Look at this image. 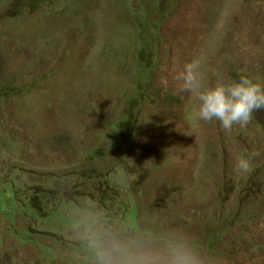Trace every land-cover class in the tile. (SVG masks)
<instances>
[{
  "label": "rangeland",
  "instance_id": "rangeland-1",
  "mask_svg": "<svg viewBox=\"0 0 264 264\" xmlns=\"http://www.w3.org/2000/svg\"><path fill=\"white\" fill-rule=\"evenodd\" d=\"M40 1L0 0V264H96V224L264 264V111L226 131L175 79L264 86V0Z\"/></svg>",
  "mask_w": 264,
  "mask_h": 264
},
{
  "label": "clouds",
  "instance_id": "clouds-1",
  "mask_svg": "<svg viewBox=\"0 0 264 264\" xmlns=\"http://www.w3.org/2000/svg\"><path fill=\"white\" fill-rule=\"evenodd\" d=\"M213 75L216 82L205 87L200 61H188L175 77L177 89L198 100L196 116L199 120L219 121L226 131L233 126L247 128L254 113L264 111V86L245 75H241L238 81L225 82L219 69H214ZM162 82L167 84L166 79ZM259 155L258 150L245 149L236 157L234 171L237 174L251 172L252 161ZM83 240L94 253L96 264H202L201 259L184 244L156 248L141 238L124 235L103 224L89 225Z\"/></svg>",
  "mask_w": 264,
  "mask_h": 264
},
{
  "label": "trees",
  "instance_id": "trees-1",
  "mask_svg": "<svg viewBox=\"0 0 264 264\" xmlns=\"http://www.w3.org/2000/svg\"><path fill=\"white\" fill-rule=\"evenodd\" d=\"M35 3L36 2H39L40 0H33ZM41 2V1H40ZM142 33V32H141ZM144 33H142V35H143ZM144 48H140V50H139V52H138V61H139V65H140V68H139V70H140V72H142V70H146V68H147V64L145 63L146 61L145 60H143V58L145 57L146 58V56H145V51L143 50ZM143 75V74H142ZM141 75V77H143ZM131 103V107H128V112H127V114H126V116H125V118H124V120H122V121H118V124H117V127L118 128H122L123 126H130L131 125V123L134 121V120H136V113L134 112V107H133V105H135V102H133V101H131L130 102ZM122 126V127H121ZM130 128H133V126H131ZM129 128V129H130Z\"/></svg>",
  "mask_w": 264,
  "mask_h": 264
}]
</instances>
